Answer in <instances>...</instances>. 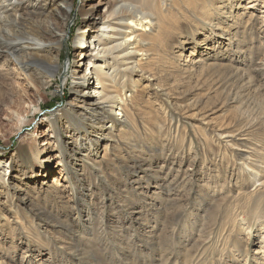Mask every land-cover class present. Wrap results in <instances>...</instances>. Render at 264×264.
<instances>
[{
	"label": "rangeland",
	"instance_id": "obj_1",
	"mask_svg": "<svg viewBox=\"0 0 264 264\" xmlns=\"http://www.w3.org/2000/svg\"><path fill=\"white\" fill-rule=\"evenodd\" d=\"M85 1L46 89L0 51V264H264V0H151L148 54L110 83L125 105L88 115Z\"/></svg>",
	"mask_w": 264,
	"mask_h": 264
},
{
	"label": "bare ground",
	"instance_id": "obj_2",
	"mask_svg": "<svg viewBox=\"0 0 264 264\" xmlns=\"http://www.w3.org/2000/svg\"><path fill=\"white\" fill-rule=\"evenodd\" d=\"M62 1L0 0V51L12 55L20 65H23L27 75L36 81L34 86L38 91L46 89L47 81L52 80L51 77L59 71L58 53L68 36L66 29L68 13L63 10V6L67 8L69 4L67 5V0L63 3ZM251 6H254L253 2ZM98 10L100 9L91 4L90 0L85 1L82 10L85 27L79 31L77 37L79 47L76 49L80 50L78 62L81 67L87 60L88 71L84 72L82 80L80 78L74 80V91L76 99L82 100L85 104L84 110L88 111L83 113L85 115L97 109L100 114L107 113L104 108L106 102L109 103V111L115 107L121 109V104L125 105V97L121 100L115 94V90L110 89V83L113 82L114 75L122 72L136 73L140 70L136 58L148 54L146 49L140 48V44L146 43L142 31L150 30L149 26L154 30V26L159 22L151 0H106L104 13ZM91 29L101 32L97 40H94L96 35L91 33ZM88 34L93 38L91 42L87 39ZM91 79H94L92 83ZM92 98L97 99L96 103L90 100ZM74 111L75 109L69 107L66 110V118H72ZM53 120L54 118L50 120L51 124L56 123ZM101 128L102 125L95 126L92 135L83 134L81 128H73L70 132L75 148L83 149L86 154L93 148L96 149L101 140L99 136ZM55 129L57 138L61 141L63 135L58 127L55 126ZM47 131L52 129L49 128ZM65 167L66 164L63 165L62 172L65 171ZM10 168L13 172L16 167L11 164Z\"/></svg>",
	"mask_w": 264,
	"mask_h": 264
}]
</instances>
